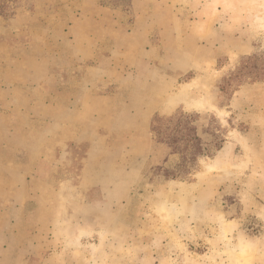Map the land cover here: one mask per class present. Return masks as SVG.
Returning <instances> with one entry per match:
<instances>
[{"label": "rangeland", "instance_id": "1", "mask_svg": "<svg viewBox=\"0 0 264 264\" xmlns=\"http://www.w3.org/2000/svg\"><path fill=\"white\" fill-rule=\"evenodd\" d=\"M0 264H264V0L10 2Z\"/></svg>", "mask_w": 264, "mask_h": 264}, {"label": "trees", "instance_id": "2", "mask_svg": "<svg viewBox=\"0 0 264 264\" xmlns=\"http://www.w3.org/2000/svg\"><path fill=\"white\" fill-rule=\"evenodd\" d=\"M14 0H0V14L5 13L6 9L9 7L10 2ZM192 119L190 116H181L177 120V122L174 123V126L172 127V131L170 134V139H167V141L171 145H175L179 147L178 145L185 144V159L190 162L189 170H192L196 167L198 163V158L200 156H203L209 152L208 145H203L201 142V139L196 136L195 134H192V129L187 126L188 119ZM153 130L157 133V135L160 137L161 130L157 125L153 126ZM218 138V136H216ZM224 139L219 136L217 143L215 144V147L217 149H220L223 146ZM191 149V150H190ZM178 152L179 149H178ZM183 155V152H181ZM187 153V154H186ZM180 174H174L172 177L177 178Z\"/></svg>", "mask_w": 264, "mask_h": 264}, {"label": "bare ground", "instance_id": "3", "mask_svg": "<svg viewBox=\"0 0 264 264\" xmlns=\"http://www.w3.org/2000/svg\"><path fill=\"white\" fill-rule=\"evenodd\" d=\"M176 99H177V98H176ZM176 99H172V101H175V102H176ZM175 102H174V103H175ZM189 104H190V106H193V105H195V104H196V106H200L199 103H194V104H192V103L189 102Z\"/></svg>", "mask_w": 264, "mask_h": 264}]
</instances>
